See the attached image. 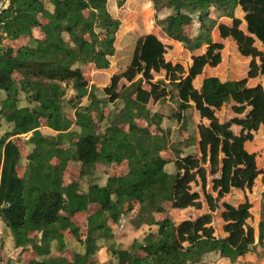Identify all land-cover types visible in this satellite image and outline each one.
Returning a JSON list of instances; mask_svg holds the SVG:
<instances>
[{
  "label": "trees",
  "instance_id": "1",
  "mask_svg": "<svg viewBox=\"0 0 264 264\" xmlns=\"http://www.w3.org/2000/svg\"><path fill=\"white\" fill-rule=\"evenodd\" d=\"M126 1L117 0L118 6ZM150 2L166 37L187 51L206 47V52L192 57L184 77V67L165 58L169 46L155 34H144L130 64L104 90L90 85L84 70L88 65L109 69L115 54L121 21L110 13L108 0H10L0 10V220L14 248L35 254L28 264H201L211 253L234 264L264 245V221L258 242L248 223L251 202H222L233 190L251 191L260 175L264 186L256 154L245 148L264 126V88L248 85L264 75V52L256 46L264 47V0ZM238 7L245 13L246 31L235 16ZM220 18L232 25L218 26ZM217 26L222 39H232L239 54L251 58L249 72L240 81L206 79L197 90L196 78L222 62L224 45L213 40ZM37 29L44 39L35 35ZM7 39L28 41L15 48ZM162 71L166 80L154 82L153 74ZM69 91L74 92L70 98ZM168 99L178 104L173 118L180 142L162 127L164 115L151 113L150 104ZM231 102L236 116L221 122L217 112ZM193 109L209 123L198 125V136L191 126ZM138 120L148 126H138ZM3 123L11 125L4 134ZM43 123L57 134L43 135ZM233 126L241 127L239 135ZM30 133L31 153L24 157L13 138ZM74 165L78 176L66 183ZM110 165L127 170L112 175ZM19 167H25L22 175ZM196 187L209 212L176 223L171 211L203 208ZM219 210L225 237H216L212 226ZM82 213L87 215L84 235L74 220ZM124 218L136 229L147 225L157 231L123 249L115 228ZM65 232L83 249L69 247ZM101 242L111 257L108 263L98 260ZM66 250L74 253L72 260L55 257ZM11 263L1 244L0 264Z\"/></svg>",
  "mask_w": 264,
  "mask_h": 264
},
{
  "label": "rangeland",
  "instance_id": "2",
  "mask_svg": "<svg viewBox=\"0 0 264 264\" xmlns=\"http://www.w3.org/2000/svg\"><path fill=\"white\" fill-rule=\"evenodd\" d=\"M48 3V2H47ZM49 6V5H48ZM50 8V7H49ZM108 9L110 13L113 15V17L119 19L121 21L120 29L116 35V41H115V54L110 58V68L108 70H102V71H96L93 70V68L88 65L86 66L84 70V75L87 78L90 85H94L100 90H103L105 87L109 86L111 83V78L122 71L125 70V68L130 64L132 60V56L134 54V50L136 47L137 39H139L140 36L144 34H156L160 38L163 39V41L168 45L170 42L168 38L163 35L161 30L158 28L155 22V12L152 8L150 0H127L123 6H118L117 0H108ZM167 15V12L164 11L163 13H160V17H165ZM212 16H216L214 11L212 13ZM236 18H239L242 21L241 28L246 30V23L244 20L245 13L242 11L240 7H238L235 11ZM43 22H47L46 19H43ZM230 22V20L220 18L218 21V26L221 23H227ZM245 23V24H244ZM245 25V26H244ZM218 26L215 28L216 32L218 31ZM191 30V29H189ZM214 30V31H215ZM194 34L195 32L192 31ZM8 34H4V36H7ZM35 35L37 37H40L41 39H44L42 37V33L40 29L36 30ZM28 39H22V40H13V39H7L5 42L15 46V48H19L20 46H23L27 44ZM224 45V50L222 52V62L219 65V69L216 71V75L221 78L223 81H240L246 78L248 75L247 72H249V65L251 62V58L245 59L243 58L238 50L236 44H234L232 39L227 40H217ZM233 41V42H232ZM173 46L170 47V51L168 50L166 54V59L170 61L172 64L181 63L184 69L186 70L189 67V57L184 56L183 53L185 49L183 46H175V44H172ZM256 45L260 50L264 52V47L261 43L257 42ZM224 57V58H223ZM163 76L159 74H155L154 79L160 80ZM17 78V76H16ZM16 78H13V83L17 80ZM12 83V84H13ZM264 88V80L261 82ZM199 87V83L196 85ZM169 89H172L171 86H169ZM74 94L73 91H69V97L70 98ZM233 102L226 104L219 112H217V116L220 119L221 122L227 121L230 118L234 117V112L232 110ZM151 113L154 114L155 111L161 113L164 115V120L162 127L165 129H168L171 131V137L170 139L173 142H180L183 137L180 135L179 132V125L175 124L173 115L178 111V104L173 102L172 100H167L165 103L161 104H152L150 105ZM65 110L67 112H72L71 108L69 106H65ZM108 112V110H106ZM192 118H191V126L193 129V132L198 135V129L197 126L200 122V118L198 115V112L193 109L191 112ZM138 126L140 127H147L146 120H138L137 121ZM45 123H43L41 127L42 134L45 136H55L56 133L52 132L48 128H44ZM11 126L7 123H3V128L1 133L4 134L7 131H9ZM78 127L74 126L73 130H77ZM149 129L153 132L157 131V128L155 125L149 126ZM194 134V135H195ZM256 137L251 142V144L248 145V150L251 152L256 153V160H257V166L258 168L264 172V130H260L259 133L255 134ZM32 134L23 135L21 138H17L15 141L17 145L20 146L21 152L23 153V156L26 157L28 154L31 153L30 146L28 145V141ZM67 147V144L64 145ZM171 153L170 151L164 152L163 154ZM191 153H199L198 148L191 149ZM57 163V161H55ZM110 174L112 175H120L121 173L126 172L127 168L125 165H110L106 167ZM171 168V166H169ZM168 168V169H169ZM170 170V169H169ZM23 174V171H20V175ZM78 176V168L74 166H70L69 170L66 172L65 175V181L68 183L71 180H75ZM104 184V180L101 183ZM195 190L200 191L201 189L199 187H196ZM208 190L211 191V185H209ZM216 193H213V196L216 197ZM248 199L252 203V218L248 221V223L255 229V236L257 238V241L259 240L258 232H259V224L264 221V186L262 183V175L258 177V179L255 182V185L251 191H237L233 190L229 195H227L223 200L228 203H231L233 205H238L239 203H242L245 199ZM203 204V208L201 210L197 209H189L186 211H171L173 219L176 221V223H180L181 221L188 220V219H195L196 217L203 215L205 213H208V207L205 204V198L202 194L201 197ZM92 212H94L97 207L92 208ZM213 223L212 226L215 229V236L216 237H225L226 234L223 231L224 223L221 219V210L217 211L213 214ZM75 223L78 225L81 229V234L84 235L85 228L87 224V215L86 213L79 214L75 217ZM1 221V220H0ZM113 225V224H111ZM2 222H0V246L1 244L4 245V250L7 252V255L9 256L14 251L13 245L10 243L11 241L7 239L9 237V231L4 228ZM113 227H115L113 225ZM157 228L156 227H149L147 225H144L138 230H134L131 228L130 224L128 223V220L124 218L121 221L120 226L117 229V234L119 236V244L120 246L125 249L129 248L133 241L135 240H143V238L149 234L150 232L156 233ZM65 236L67 237L66 242L69 247L76 249L77 251L79 249H83L80 244L72 237L70 232H65ZM259 245V244H258ZM101 242V249L97 253L98 260L100 259H106V254H108L106 247ZM106 250V252H105ZM255 254H257L255 252ZM35 255V254H34ZM32 255V256H34ZM109 255V254H108ZM30 256H27V259H25L26 262L29 261ZM55 257L61 258L64 260H71L74 257V253L72 251H64L61 253H55ZM109 260L111 257L109 256ZM108 260V262H109ZM107 262V263H108ZM218 264L219 260L217 261ZM256 264H264V259H262L260 262H257Z\"/></svg>",
  "mask_w": 264,
  "mask_h": 264
},
{
  "label": "crops",
  "instance_id": "3",
  "mask_svg": "<svg viewBox=\"0 0 264 264\" xmlns=\"http://www.w3.org/2000/svg\"><path fill=\"white\" fill-rule=\"evenodd\" d=\"M245 18V17H244ZM224 19H227V20H230V22H227V23H221V24H226V25H232V20L231 19H229V18H224ZM246 23V22H245ZM244 23V24H245ZM220 24V25H221ZM246 25V30H247V24H245ZM244 25V26H245ZM159 28V27H158ZM160 29V28H159ZM242 29V28H241ZM161 30V29H160ZM244 30V29H243ZM246 30H244V31H246ZM218 31H219V29H218ZM162 32V31H161ZM163 33V32H162ZM156 35V34H155ZM163 35H165L164 33H163ZM157 36V35H156ZM166 36V35H165ZM160 40H162L163 41V39L162 38H160L159 36H157ZM168 38V37H167ZM221 40L222 38L220 37V34L218 33V32H216V30L215 31H213V40H214V42H217V43H221V42H219V41H217V40ZM168 40H169V44L167 45V46H169V49H170V47H172L173 45L172 44H175V46H182L179 42H176V41H173V40H171V39H169L168 38ZM222 40H227V39H222ZM230 40V39H229ZM164 42V41H163ZM233 42V41H232ZM234 44H236L235 42H233ZM260 43V42H259ZM164 44H166L165 42H164ZM223 44V43H222ZM237 46V45H236ZM257 46V45H256ZM258 47V46H257ZM168 49V50H169ZM224 50V49H223ZM223 50H222V52H223ZM238 50V49H237ZM170 51V50H169ZM262 51V50H261ZM206 52V47H203V48H201V49H199V50H197V51H195V52H190V51H187L186 49H185V51H184V53H183V55L186 57V56H188L189 57V62H190V64H189V67L185 70V74L183 75L184 77H186L187 75H188V73H189V69H190V67L192 66V64H193V61H192V57H194V56H199V55H202V54H204ZM222 52H221V55H222ZM165 58H166V56H165ZM224 58V57H223ZM243 58H245V57H243ZM245 59H249V58H245ZM167 60V59H166ZM167 62H170V61H168L167 60ZM171 63V62H170ZM173 65H182L180 62L179 63H176V64H173ZM91 66V65H90ZM92 68H93V70H96L93 66H91ZM219 69V66H217V67H210V66H207L206 68H205V70H204V72H203V74L202 75H200V76H198L197 78H196V80L194 81V87L197 89V90H201V88H202V86H203V82L206 80V79H209V78H218L221 82H228V81H223L221 78H219L217 75H216V71ZM108 70V69H107ZM96 71H102V70H96ZM248 73V72H247ZM155 74H157V73H154L153 74V76H155ZM159 75H161V76H163L160 80H156L155 81V79H154V82H157V81H165L166 80V73L164 72V71H162L161 73H158ZM247 77V76H246ZM264 80V75H261V76H259V77H257V78H255V79H249V81H248V85H249V87H255V86H258V85H262L261 84V82ZM167 83H168V81H166ZM197 83H199V87H197L196 85H197ZM123 84H125V82H123L122 83V85ZM131 84H128V86H130ZM263 86V85H262ZM108 87V86H107ZM143 87L145 88V89H149V87L146 85V83L144 82L143 83ZM106 88V87H105ZM104 88V89H105ZM103 89V90H104ZM150 105H152V104H150ZM233 106H234V104H233ZM233 106H232V108H233ZM219 112V111H218ZM198 115H199V113H198ZM236 115L234 114V117H235ZM234 117H232V118H230L229 120H227V121H230L231 119H233ZM199 118H200V115H199ZM224 122H226V121H224ZM200 123H204V124H206V125H208L209 123H208V121L207 120H202L201 118H200V122H199V124ZM8 124V123H7ZM198 124V125H199ZM11 126V125H10ZM44 128H48L47 126L46 127H44ZM197 128H198V126H197ZM48 129H50V128H48ZM233 132L236 134V135H239L240 134V132H241V127H239V126H233ZM40 130H42L41 128H40ZM51 130V129H50ZM260 130H264V126L263 127H261L260 129H259V131H257L256 133H254V138L256 137V135L255 134H257V133H259L260 132ZM52 132H54L53 130H51ZM42 132V131H41ZM54 133H56V132H54ZM32 134V133H31ZM57 134V133H56ZM28 135V134H27ZM23 136V135H22ZM22 136H19V137H15V138H13V140H16L17 138H21ZM198 136V135H197ZM199 139V138H198ZM252 142V141H251ZM251 142H247L246 144H245V148H246V150L248 151V152H250V153H254V154H256L255 152H251V151H249L248 150V145L249 144H251ZM20 147V146H19ZM20 150H21V148H20ZM199 150V149H198ZM22 153V152H21ZM22 155H23V153H22ZM1 170V169H0ZM24 170H25V167H19L18 168V172H19V174H20V171H23L24 172ZM260 170V169H259ZM1 172V171H0ZM258 179V178H257ZM224 202V201H223ZM226 202V201H225ZM240 204V203H239ZM238 204V205H239ZM252 204V203H251ZM237 206V205H236ZM189 210V209H188ZM186 211V210H185ZM79 215V214H78ZM1 222V221H0ZM130 224V223H129ZM130 226H131V228L132 229H134V230H138V229H136V228H134L133 227V225H131L130 224ZM144 226V225H143ZM142 226V227H143ZM117 229L118 228H115V233H116V236H117V240L119 241V236H118V234H117ZM140 229V228H139ZM258 237H259V232H258ZM7 239L8 240H10L11 242V244H13V242H12V239H11V237H7ZM259 241V240H258ZM257 241V238H256V242H258ZM134 242V241H133ZM132 246V245H131ZM130 246V247H131ZM130 247L129 248H125V249H130ZM105 252H106V250H105ZM32 255H34V253L33 252H26V253H21V250L20 249H16V248H14V251H13V253H11L10 255H9V257L11 258V260H12V263L11 264H28L29 263V261L31 260V259H34L35 258V255L34 256H32ZM27 256H30L29 258V261L28 262H26L25 261V259H27ZM19 258H20V261H19ZM109 258V255L108 254H106V259L104 260V259H100L99 260V262L100 263H107L108 262V259ZM262 259H264V245H258V248H257V254H255V253H249V254H247V255H245L244 257H240L234 264H256L257 262H260ZM72 260V259H71ZM219 260V263H221V264H232L231 263V261L229 260V259H226V258H222L219 254H217V253H211V254H209V255H207V257L204 259V261L201 263V264H218L217 263V261Z\"/></svg>",
  "mask_w": 264,
  "mask_h": 264
},
{
  "label": "water",
  "instance_id": "4",
  "mask_svg": "<svg viewBox=\"0 0 264 264\" xmlns=\"http://www.w3.org/2000/svg\"><path fill=\"white\" fill-rule=\"evenodd\" d=\"M9 2H10V0H0V10L3 7L7 6Z\"/></svg>",
  "mask_w": 264,
  "mask_h": 264
}]
</instances>
